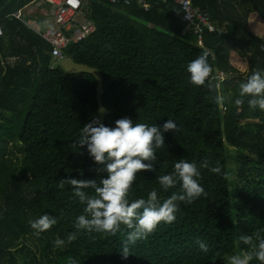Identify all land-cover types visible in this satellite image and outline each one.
<instances>
[{
	"label": "trees",
	"instance_id": "16d2710c",
	"mask_svg": "<svg viewBox=\"0 0 264 264\" xmlns=\"http://www.w3.org/2000/svg\"><path fill=\"white\" fill-rule=\"evenodd\" d=\"M33 1L0 0L5 29L0 62L1 56H20L14 65L0 63V264H230L232 255L253 252L264 239V111L250 108L247 97L240 106L234 100L240 83L264 70V37L228 19L224 0H192L224 30L206 32L203 43L194 31H185L175 0H153L149 10L137 0L85 3V18L95 30L66 54L103 74L105 124L130 117L134 124L162 126L172 119L178 126L165 133L164 146L156 150L155 171L137 173L129 201L147 199L154 189L161 201L178 192L179 184L164 191L157 180L173 172L178 160L196 163L206 193L191 203L177 202L173 222L161 221L132 242L134 228L127 225L114 235L76 227L84 205L68 179L99 183L106 176L98 174L100 166L86 149L72 147L83 125L99 113L98 81L87 72L67 73L61 63L51 69L50 44L12 17ZM249 1L264 21V0ZM207 48L211 88L208 82L190 83L186 72ZM218 94L222 104L215 102ZM230 148L236 153L233 171ZM213 166L221 173L210 172ZM44 214L57 222L37 236L30 221ZM73 233L76 238L68 242ZM241 236L251 237V243ZM57 237L65 239L62 247L55 246ZM198 241L207 245L206 252ZM30 244L39 245V252ZM249 264L260 262L253 257Z\"/></svg>",
	"mask_w": 264,
	"mask_h": 264
},
{
	"label": "clouds",
	"instance_id": "9594fccd",
	"mask_svg": "<svg viewBox=\"0 0 264 264\" xmlns=\"http://www.w3.org/2000/svg\"><path fill=\"white\" fill-rule=\"evenodd\" d=\"M212 68L207 60V53L190 61L186 66L188 80L196 86L212 87L209 81ZM219 89L220 85H215ZM238 97L234 100L236 106L247 103L252 109L264 111V70H254L247 79L240 83ZM223 97L217 95L215 102L223 103ZM178 126L172 119L166 120L163 125L146 123H133L130 117H122L115 121L114 126L100 123L98 119L83 125L80 134L74 138L72 147L86 149L88 157L94 164L99 165L97 172L101 175L99 183L96 180L70 178L68 183L73 193L84 205V214L76 217V227L97 233L114 235L121 225L134 228L129 234V240L135 242L141 236L152 233L157 225L163 221L171 223L176 218L179 201L191 203L206 195L204 187L199 183L200 172L195 162L178 160L173 165V172L157 177L159 185L164 191L175 188L179 184V191L173 192L167 199L161 201L154 189L147 194V199L140 198L129 201V189L136 180L140 170L155 171L153 162L157 160V149L165 143V133L176 132ZM204 167H208L205 163ZM215 174L221 173V167L213 166L209 169ZM63 186V184L61 185ZM94 189L95 194L89 195L85 189ZM56 219L44 214L30 221L35 235L48 230L56 223ZM76 238L69 234L67 241ZM244 244L251 243V237L241 236ZM56 247H62L65 239L57 237L54 241ZM199 247L207 251V245L198 241ZM126 257L129 250H122ZM255 257L260 264H264V239H260L253 252L241 255H232L230 264H249ZM71 264H76L72 261Z\"/></svg>",
	"mask_w": 264,
	"mask_h": 264
},
{
	"label": "built area",
	"instance_id": "2783aa9c",
	"mask_svg": "<svg viewBox=\"0 0 264 264\" xmlns=\"http://www.w3.org/2000/svg\"><path fill=\"white\" fill-rule=\"evenodd\" d=\"M112 3H119L122 0H109ZM153 0H137L140 7L149 10ZM159 1V0H156ZM167 1V0H163ZM47 4L56 6L50 11V15L54 17L56 26L38 33L47 40L52 46L51 56L53 62L51 69H54L61 61L67 57L65 50L72 44L79 43L86 39L94 30L95 24L91 19L85 18L84 5L87 0H46ZM127 4L131 0H125ZM181 5L184 13L185 31H194L198 36V41L203 43L206 32L220 35L224 32L222 28H218L217 24L211 19L209 13L202 8L194 5L192 0H175ZM25 13L23 9L13 14V17L25 21ZM4 35V29L0 24V37ZM207 57L212 53L207 48ZM20 60V57H11L4 61L14 65ZM56 62V63H55ZM220 82L225 79V73L217 74Z\"/></svg>",
	"mask_w": 264,
	"mask_h": 264
},
{
	"label": "rangeland",
	"instance_id": "374dc122",
	"mask_svg": "<svg viewBox=\"0 0 264 264\" xmlns=\"http://www.w3.org/2000/svg\"><path fill=\"white\" fill-rule=\"evenodd\" d=\"M249 2V0H224L223 7L225 9L226 16L232 22L245 24L248 26L250 31L261 37H264V21L259 16V14L251 8V4ZM50 6L51 4L48 5V8ZM47 18L48 19L46 23L39 18H31V22L42 28V30H46L47 28L55 26V19L53 18V16H49ZM12 148L14 150H11L12 152H15L16 155L21 156V154L18 152V149H15L14 147ZM229 152H231V156H229L228 162L230 168L233 171L236 168V153L233 152V149L231 148L229 149ZM14 158H16V156H14ZM233 176H235V173L233 174ZM30 246L33 249L38 250L39 252V245L30 244Z\"/></svg>",
	"mask_w": 264,
	"mask_h": 264
},
{
	"label": "water",
	"instance_id": "95a60500",
	"mask_svg": "<svg viewBox=\"0 0 264 264\" xmlns=\"http://www.w3.org/2000/svg\"><path fill=\"white\" fill-rule=\"evenodd\" d=\"M61 66L66 70L67 73L76 74L80 72H87L96 76L98 81V100H99V113L96 119L100 123L105 124V118L107 115V109L103 104V94H104V77L101 71L97 68H92L86 64L76 62L71 56H67L61 61ZM106 125V124H105Z\"/></svg>",
	"mask_w": 264,
	"mask_h": 264
},
{
	"label": "crops",
	"instance_id": "0c3cea01",
	"mask_svg": "<svg viewBox=\"0 0 264 264\" xmlns=\"http://www.w3.org/2000/svg\"><path fill=\"white\" fill-rule=\"evenodd\" d=\"M48 5L50 4H47L46 0H35L27 5H25V7L23 8V11L25 13V21H22L20 20L22 23L26 24L27 26H29L32 30H34L38 35H40L38 33V31H43L45 32L46 30L48 29H51V28H55L56 26V23H55V26L51 27V28H47L46 30H42V28H40L39 26H37L36 24H33L31 22V18H39L41 19L43 22H47V17L51 16L50 15V11L55 8L56 6H54L53 4H51V6L48 8ZM21 10V9H19ZM17 10V11H19ZM16 13V12H15ZM14 14V13H13ZM13 14H12V17H13ZM48 14V15H47ZM52 17V16H51ZM15 18V17H14ZM54 18V17H53ZM17 19V18H16ZM19 20V19H18ZM0 24L2 25V27H4L3 23L0 22ZM4 29V28H3ZM4 33H5V29H4ZM4 36V35H3ZM41 36V35H40ZM42 37V36H41ZM43 38V37H42ZM45 40V38H43ZM47 41V40H46ZM48 42V41H47ZM49 43V42H48ZM50 44V43H49ZM51 46V45H50ZM51 50H52V46H51ZM65 53H66V50H65ZM50 54H51V51H50ZM67 55V54H66ZM68 56V55H67ZM12 57H15V56H12ZM17 57V56H16ZM20 57V56H18ZM2 60L0 63H3L4 64V61H5V58H3L1 56ZM11 58V57H9ZM8 58V59H9ZM52 62H53V58H52ZM52 64V63H51Z\"/></svg>",
	"mask_w": 264,
	"mask_h": 264
}]
</instances>
